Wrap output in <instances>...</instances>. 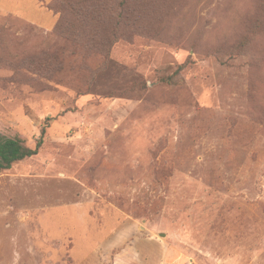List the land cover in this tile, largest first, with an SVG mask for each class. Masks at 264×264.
Returning a JSON list of instances; mask_svg holds the SVG:
<instances>
[{
    "label": "rangeland",
    "instance_id": "374dc122",
    "mask_svg": "<svg viewBox=\"0 0 264 264\" xmlns=\"http://www.w3.org/2000/svg\"><path fill=\"white\" fill-rule=\"evenodd\" d=\"M125 1L0 0V264H264V0Z\"/></svg>",
    "mask_w": 264,
    "mask_h": 264
},
{
    "label": "trees",
    "instance_id": "16d2710c",
    "mask_svg": "<svg viewBox=\"0 0 264 264\" xmlns=\"http://www.w3.org/2000/svg\"><path fill=\"white\" fill-rule=\"evenodd\" d=\"M102 0H97L91 5L86 4L85 0H53L50 8L56 13L61 14V19L58 23L55 32L60 33L64 29L65 23L71 17L74 24H77L79 31L77 32L80 37H82L86 30L92 32V41L99 40L96 42V47H98V52L104 58H108L112 45L114 44L113 37L115 35L114 31L107 30L104 28L108 14L102 9ZM123 2V3H122ZM119 7L126 5V1L122 0ZM124 15V14H123ZM122 16V15H119ZM91 34V33H90ZM183 66L178 67L175 73H179ZM171 78V77H170ZM44 141V131L43 136L37 141L35 147H31L25 144L24 140L16 138H0V172L9 169L12 165L18 161L24 160L28 157L34 156L39 153L40 148Z\"/></svg>",
    "mask_w": 264,
    "mask_h": 264
}]
</instances>
